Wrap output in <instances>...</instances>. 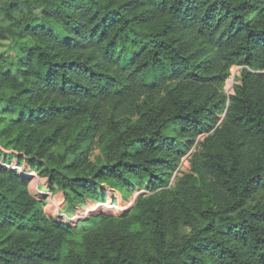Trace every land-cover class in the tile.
I'll return each mask as SVG.
<instances>
[{"label":"trees","instance_id":"1","mask_svg":"<svg viewBox=\"0 0 264 264\" xmlns=\"http://www.w3.org/2000/svg\"><path fill=\"white\" fill-rule=\"evenodd\" d=\"M0 46V264H264V0H0Z\"/></svg>","mask_w":264,"mask_h":264},{"label":"rangeland","instance_id":"2","mask_svg":"<svg viewBox=\"0 0 264 264\" xmlns=\"http://www.w3.org/2000/svg\"><path fill=\"white\" fill-rule=\"evenodd\" d=\"M0 49H2V47L0 46ZM234 69L238 68V67H233ZM240 71V70H239ZM11 151H7V153H10ZM94 155L98 153L97 149L93 151ZM188 153V152H187ZM93 157V156H91ZM185 157V156H184ZM185 162L183 160V158L181 159L179 166L181 169H184L183 171H187L189 169V163L186 162V165H184ZM13 164H16L15 159L13 160ZM20 167V166H19ZM21 168V167H20ZM22 170V168H21ZM18 171V172H21ZM181 173V171H180ZM32 175L31 177H35V180L32 183H29L28 189L30 191V193L32 195H35L39 200L44 201V211L45 213H47L48 215H51L50 217H54V218H62L65 222H67L66 218L64 216H60L59 214L64 213L63 212V208H64V204H63V199H61V196H63L60 192L57 193H53L51 194L50 192L47 191L46 187H47V178L44 177H40L39 174L37 172H34V174H30ZM40 187L42 188L43 191L40 190ZM51 194V195H50ZM138 192L137 193H133L132 195L128 196L127 198H124L122 196V194H118L117 191L113 192V191H108V194L106 196V199L104 200V202L98 203V204H94L92 202H87V204L83 207H79L77 210L79 212L78 216L79 217H74L71 218L69 222H73L79 218L81 220H83L86 215H90L92 213H105L107 215H111V216H118L120 215V213L126 209H128L129 207H131L133 205L134 199L136 198ZM51 196V198H50ZM47 203H49L48 205H46ZM68 217H72V213H68L67 214ZM88 215V216H89ZM87 217V216H86ZM78 219V220H79Z\"/></svg>","mask_w":264,"mask_h":264},{"label":"built area","instance_id":"3","mask_svg":"<svg viewBox=\"0 0 264 264\" xmlns=\"http://www.w3.org/2000/svg\"><path fill=\"white\" fill-rule=\"evenodd\" d=\"M235 67H238V66H235ZM239 70H241V67H238V68H236V69H234L233 67L230 69V72H229V76H228V78L226 79V81H225V84H224V87H223V91H224V93H225V95L227 96V97H229L230 95H233L234 94V86L236 85V84H238V80H237V78H238V76H239V74H240V71ZM191 152H192V149L191 150H189L188 151V153H186L182 158H183V160L185 161V162H183L184 163V165H186V162H188V159H189V156H190V154H191ZM11 167V168H13V169H15V170H18V171H20L21 170V168L19 167V166H17L16 164H13L12 163V165H8V167ZM186 166H188V165H186ZM184 169H181L180 168V166L175 170V172L173 173V175H172V178H171V182L174 180V178L177 176V175H181V173L182 172H184L183 171ZM180 171H181V173H180ZM31 174H34V172H31ZM51 195V194H50ZM50 198H51V196H50ZM49 203H47L46 205H48ZM47 214V213H46ZM78 214H79V212H78V210H75L73 213H72V217H68L67 216V214H65V213H62V214H59L60 216H64L67 220V222H69L70 221V219L71 218H74V217H79L78 216ZM89 215V214H88ZM88 215H86V216H88ZM47 216H51V215H48L47 214ZM86 216H84V217H86ZM53 217V216H52ZM79 218H81V216L79 217ZM78 218V219H79ZM59 221H63V222H65L62 218H57ZM77 219V220H78ZM76 220V221H77ZM73 222H75V221H73ZM70 223V222H69Z\"/></svg>","mask_w":264,"mask_h":264},{"label":"crops","instance_id":"4","mask_svg":"<svg viewBox=\"0 0 264 264\" xmlns=\"http://www.w3.org/2000/svg\"><path fill=\"white\" fill-rule=\"evenodd\" d=\"M34 180H35V177H33V178L31 179V182H30V183H32ZM40 190L43 191L41 187H40ZM113 192H116V191H113ZM117 193L120 194L118 191H117ZM61 199H63V196H61Z\"/></svg>","mask_w":264,"mask_h":264}]
</instances>
